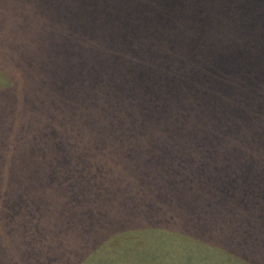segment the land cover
I'll use <instances>...</instances> for the list:
<instances>
[{
    "label": "trees",
    "instance_id": "obj_1",
    "mask_svg": "<svg viewBox=\"0 0 264 264\" xmlns=\"http://www.w3.org/2000/svg\"><path fill=\"white\" fill-rule=\"evenodd\" d=\"M2 1L0 68H32L0 70V87L10 85L0 92V212L80 210L89 221L78 260H128L144 246L138 230L120 228L123 213L162 196L183 227L151 228L152 243L168 236L211 248L212 259L242 247L244 235L219 242L211 222L221 199L244 212V158L258 164L249 179L264 196V0H55L39 12ZM56 49L62 56L46 57ZM81 72L85 85L121 88L119 111L131 118L119 133L108 108L100 120L87 106L71 125L81 102L65 81ZM205 213L211 230L186 229Z\"/></svg>",
    "mask_w": 264,
    "mask_h": 264
},
{
    "label": "rangeland",
    "instance_id": "obj_2",
    "mask_svg": "<svg viewBox=\"0 0 264 264\" xmlns=\"http://www.w3.org/2000/svg\"><path fill=\"white\" fill-rule=\"evenodd\" d=\"M29 1L34 5V10L39 12L46 7V3H53L55 0ZM2 2L5 6L16 5V2L12 0ZM0 6L2 5L0 4ZM57 31L58 29L55 33ZM62 54L61 49H56L54 52L47 51L45 55L46 57L53 55L57 59ZM64 62L68 63V59ZM30 68H32V63L19 61L10 63L7 68H0V70L10 71V75H15L28 73ZM126 68L129 72L133 71L132 66H126ZM111 74L119 84L120 81L115 74L113 72ZM117 74L119 75V72ZM83 75L81 72L79 76L65 81L67 82L65 85L70 86L71 97L81 102V106L75 104V110L79 108V113L75 112L71 125L78 126L83 123L82 115L87 106L95 111L96 114H93L100 120L103 119L102 112L108 108L115 114V118H111L113 131L119 133V126H123L121 121H130L131 118V113L125 112L124 106H121L124 113L121 114L119 111L121 88L117 85L111 90H104L97 85L94 87L90 83L85 85L83 84ZM7 88H10V85L0 87V92ZM127 89L129 90V88ZM4 110L5 105H0V113H4ZM19 115L16 113L14 116L18 117ZM245 153L248 154L249 151ZM244 167H247V179L244 181V199H240L244 200V212H238L231 201L226 202L221 199L220 203L225 205V208L216 214L217 221L211 222L215 217L210 213H205L194 226L189 223L186 225L187 230L203 233L211 230L206 226L209 221L221 223L219 242L223 243L226 238L230 240L233 233L240 234L241 237L244 235V245L242 247L233 246L232 252L229 253L230 256L227 255L228 252L221 250L219 257L215 255L212 259L211 248H193L190 244L172 243L168 236H156L153 238L154 243H152V239H147L148 233L152 232L151 228H158L154 232H162L164 230L160 228L164 226L175 228V230L183 227L176 210H164L167 200L161 196L151 203L148 199L142 198L138 203L144 206H135L132 210L123 213L126 216L122 217L128 223L121 225L120 228L138 230L135 231L138 232L137 243L144 246V251L141 254L135 253L128 260H78L79 257L81 259L83 250L86 249L85 233L88 231L85 228L89 221V217L86 220L84 212L80 210L54 209L48 212L9 210L0 212V227L3 230V234L0 236V264H182V262L186 264H264V196L253 190V188L262 189L259 184L261 181L258 178L249 179L250 171L253 168H258V164L250 163L248 158H244ZM211 168L215 169V166ZM78 176L81 174L74 175L70 181L72 182ZM197 183L200 189L205 188L203 181L198 180ZM190 187L189 184L188 188ZM145 202H149L150 207H146ZM172 205L177 207V197H174ZM201 205L203 206V204ZM112 219L114 220V216ZM11 228L14 229L11 230ZM238 228L239 230H236ZM72 238L76 240V243L72 242ZM95 242L100 246L104 241L96 240ZM219 246L222 245H217V247ZM131 254H134V251ZM240 258L242 259L240 260Z\"/></svg>",
    "mask_w": 264,
    "mask_h": 264
}]
</instances>
